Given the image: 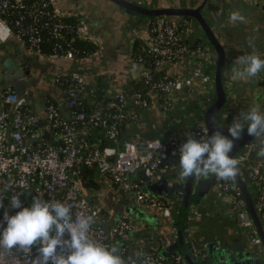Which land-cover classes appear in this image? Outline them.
<instances>
[{
	"label": "built area",
	"instance_id": "1",
	"mask_svg": "<svg viewBox=\"0 0 264 264\" xmlns=\"http://www.w3.org/2000/svg\"><path fill=\"white\" fill-rule=\"evenodd\" d=\"M191 32L190 21L184 18L170 20L158 18L148 22L143 50L144 56H135L143 69L141 77L146 90H121L115 97L93 100L90 110L85 109L88 98L98 96L95 86L87 83L78 70L89 68L91 60L98 54V41L89 35L81 14L61 10L53 0H0V43L13 37L21 41L25 50L37 57L70 62L64 73L47 75L46 84L60 89L68 108L65 118L57 99L47 92L44 97L45 122L49 139L38 135V117L33 114L34 99L25 95L16 100L10 87L0 94V188L11 184L12 192L0 193L4 197L15 192L23 206H30L33 196L45 201H59L71 207L73 220L81 216H92L90 238L98 244L111 247L117 241L127 238L135 230L131 218L123 217L115 227L104 232L95 226L107 219L105 209L95 205L83 188V167L95 168L98 178L108 180L116 190L134 195L138 206H149L163 210L170 215L167 204L146 193L139 180V172L153 182L161 176L173 177L176 165L170 158L179 160V147L187 136H167L145 139L139 144L135 138H125L122 125H139L140 116L133 107L149 108L151 96L157 98L158 110L165 117L175 107L176 98L168 96L184 85L181 76L154 77V71L167 66H177L182 60L194 61L201 47L192 46L187 40ZM75 41L89 42L97 51L86 58L78 56ZM202 71L199 66L195 75ZM2 74V73H1ZM0 74V77H1ZM206 80V79H203ZM132 107V109H130ZM205 126L195 118L189 132L193 138L204 137ZM99 135L97 138L95 135ZM253 137L235 155L243 180L253 185L251 190L254 210L264 228V163H253L252 155L259 150ZM176 155H173V153ZM219 198L229 199L231 212L238 220V226L248 232L247 243L251 247L262 245V240L248 211L240 189L232 180L215 177ZM8 208L9 200L3 201ZM19 209H9L15 214ZM4 209H0V221ZM119 254L128 260L127 247H120ZM35 247L31 251L18 248L0 249V264H34ZM136 264H182L179 256L166 259L149 252L131 257Z\"/></svg>",
	"mask_w": 264,
	"mask_h": 264
},
{
	"label": "crops",
	"instance_id": "2",
	"mask_svg": "<svg viewBox=\"0 0 264 264\" xmlns=\"http://www.w3.org/2000/svg\"><path fill=\"white\" fill-rule=\"evenodd\" d=\"M57 1L59 3V6H57L61 10H71L72 12L81 14L83 23L84 25L86 24L85 27L97 38L99 45L98 52L100 53L98 55L100 56L99 61H97L98 63L96 64L98 65L97 71L99 72L102 70V73L108 72L116 64L119 67L118 74L116 73L117 75L111 72L109 75H107V73L103 75L106 76L108 80V89L106 93L112 89L140 90L131 74L132 72L136 76L139 73L140 78H142V70L140 67H132V64L139 63L133 56V43L134 41H139L142 44L145 43L147 25L151 20L133 16H128L127 20L126 15H124L125 12L119 10V8L105 0ZM200 1L201 0H139L137 2L146 7L152 6V8H156L157 6L166 7L172 5V3L176 4L178 7H188L190 5L194 6ZM211 1L214 5L211 23L217 30L216 34L222 45L230 53V60H228L229 67L224 76L227 77V81H232L235 87V92L233 94L234 103L230 105L227 111H224V114H227L226 125L228 126L232 124L235 117L240 115L241 111L247 112L255 105H259L260 111L264 112V71L260 72L257 77L251 79L234 81L231 78L232 69L236 67L234 62L237 57L255 52L264 59V0ZM234 11H239L246 18L244 23H234L230 21L229 16ZM192 29L194 30V26L191 28L187 41L192 46L200 47L192 35ZM249 41H252L253 47L249 46ZM203 55L204 53L200 52L193 62L190 60H182L177 66L165 67L170 77L181 76L184 78L183 87L185 86V90L181 96L175 97V107L172 112H170V114H175V118L170 121L166 127L162 126L163 130H161L159 128L161 121L164 120L166 116L163 117L160 115L157 98L149 95L151 97L149 108L133 107V110L137 111L140 116V124L137 126L122 125L125 138L131 139L133 137L137 139L139 144H142V141L145 139L156 137L165 139L170 135L186 136L192 122L197 118L196 111L194 110L196 93H194V90L189 85H186L188 82L186 79L189 78L191 80L198 67L203 64L205 60ZM65 67L59 66L61 71H57L56 74L64 73L63 71L68 70ZM93 67L94 65L91 63L87 69L90 70V68L93 69ZM210 70L209 68V71ZM101 74L98 76L100 77ZM130 109H132V107H130ZM245 128H247V126H245ZM97 137H99V135L96 134L93 138ZM257 152L258 151H255L253 153L254 157L252 158V162L264 163V158L258 157ZM178 172V166L176 165L173 177L161 176L156 181L161 180L163 177H167L169 187L172 184L184 186L186 179L182 178ZM211 178L212 177H195L196 182H201L198 205L196 204L197 206L194 209H190L191 211L185 222L184 236H186V239L187 236L188 239L192 237V246L200 250L202 249L201 245L205 247V244H213L215 249H224L231 254H238L245 261L252 260L253 264H264V257L260 258L259 250L248 245V232L246 229L239 228L238 220L231 212L229 199L218 197L216 184L214 185ZM105 181L108 182V180ZM141 184L144 189L145 185L142 181ZM112 189L113 192L119 191L114 187H112ZM100 190H102V187L99 188L98 192H100ZM98 192L94 198H90L95 205L103 206V202L97 196ZM170 195L172 196L174 193H170ZM170 195L168 198L161 197L159 200L170 207L171 216L175 220L176 213L174 210H176L179 205V200L172 198ZM121 199H128L127 192H124V196L121 197ZM192 206L194 205L192 204ZM148 211L150 212L151 210L148 209ZM109 217L107 213L106 220H108ZM168 223L171 222L166 219L164 224L168 225ZM141 229V225H136L135 230L129 232L125 240L117 241L115 245L118 248L127 247L129 257H138L140 254H144L142 252L144 248H148L147 253L154 252L160 256H165L161 251L169 246V242L165 239L163 232L159 234L156 242L152 245L153 242H147V244L141 238V240L137 239L136 234L139 233ZM167 232L173 235L175 234L173 230H168ZM132 234L135 236L134 241H131L130 236H132ZM154 245L156 246L154 247ZM171 258L172 256L166 257V259Z\"/></svg>",
	"mask_w": 264,
	"mask_h": 264
},
{
	"label": "water",
	"instance_id": "3",
	"mask_svg": "<svg viewBox=\"0 0 264 264\" xmlns=\"http://www.w3.org/2000/svg\"><path fill=\"white\" fill-rule=\"evenodd\" d=\"M105 1L125 12L124 15H126L127 20L128 16L140 17L148 20L158 18H166L170 20L186 18L191 20L194 26L192 35L200 45L201 52L204 53L203 57L205 59L200 66L202 69L200 74L192 76L191 80L189 78L186 79V81L189 82H187L186 85H189L194 90V93H196L194 110L196 111L197 117L202 120L205 128L208 129V136L219 131L222 135L231 139L227 129L228 126L226 125L227 114H224V111H227L230 105L234 103L233 94L235 92V87L233 82L227 81V77L224 76L229 67L228 60H230V53L222 45L217 37V30L211 23V16L214 13V5L212 4V1L201 0L196 5L193 4L194 6L190 5L188 7H178L176 4L172 3V5L166 7L157 6L156 8L138 4L137 1L139 0ZM86 29L90 36L96 38L88 31V28ZM1 44L3 48L0 50V68H2L4 72L0 77V94L5 88L10 87L14 90L17 101L21 100L25 95L33 98V114L38 117V135L45 137L48 140L49 134L47 132L45 112L43 108L44 97L40 93L44 90L47 94L57 99L65 118H68V108L63 99L59 98L62 92L60 89L50 88L48 84L42 82V79H36L39 74V69H42L40 67L41 61H39L38 58H43L28 53L23 47L21 41L13 37ZM99 54L100 53L98 52L97 56L91 60V63L99 61ZM35 57L37 59H35ZM57 64L63 68L66 66V69H70L72 66L70 62L63 61H59ZM136 66L140 67L141 70L143 69L142 65L139 63L132 64L133 68ZM209 68L211 69L210 71ZM78 71L83 75L87 74V69L85 68L79 69ZM33 72L36 74H33ZM104 73H107V71ZM131 74L139 89L145 91L146 85L144 84V80L140 78L139 73L136 76L132 72ZM34 75L36 76L34 77ZM33 78H35L36 83H39L38 86L33 85ZM184 87L179 91L170 94L168 97L174 99L176 96H181L185 90ZM120 91L121 90L116 89L110 90L106 93V99L115 97ZM174 118V113L167 114L166 118L161 121L159 128L163 130L162 126L166 127ZM213 118H215V124L213 123ZM252 138L253 136L249 135L247 133V128H245L242 132L241 139L234 141V148L229 154L230 157L234 158L243 145ZM253 157L254 155H252V158ZM168 161L176 164L179 170V160L170 158ZM139 176L140 180L145 185L144 191L157 199H160L161 197L168 198L170 193H174V195L170 196L179 200V205L176 210H174L176 213L175 220L171 216V212L169 216H165L163 210L158 211V208H153L149 212L147 209L138 206L132 193H127L128 199H121V197L124 196L123 190L113 192L112 186L109 182L105 181L103 178H98V185L102 187V190L97 194L103 202V206L101 205L100 207L105 209L110 217L105 222L96 223V227L101 228L104 232H108L109 228L115 227L120 219L128 217L132 219L135 226H142L141 231L136 235L137 239H142L145 243L153 242V245L159 234L163 232L165 239L169 242V246L162 249L161 253L166 257L180 256L183 264H253L252 260L245 261L238 254H231L224 249H215L213 244H205V247L201 245V250L195 248L192 246L193 238L190 237L188 239L187 236L186 239V236H184L185 222L191 211L190 209H194L198 205L201 182H196L195 176L186 179L184 186L172 184L170 187L168 186L167 177H163L159 181L151 182L145 177L143 171L139 172ZM211 180L215 185V177H212ZM232 181L242 193L248 211V219L253 222L257 229L264 250V229L255 213L250 192L254 189V186L248 185L246 181L243 180L240 171ZM192 204L194 206H192ZM164 219L169 220L171 223H168V225L164 224ZM168 230L175 231V234L168 233ZM130 237L131 241L135 240L134 234ZM155 246L156 245H154V247ZM142 252L146 254L148 248L142 249Z\"/></svg>",
	"mask_w": 264,
	"mask_h": 264
},
{
	"label": "clouds",
	"instance_id": "4",
	"mask_svg": "<svg viewBox=\"0 0 264 264\" xmlns=\"http://www.w3.org/2000/svg\"><path fill=\"white\" fill-rule=\"evenodd\" d=\"M229 19L244 23L246 18L234 11ZM249 46L253 47L252 41ZM234 63L236 67L231 77L234 81L251 79L264 71V59L255 52L237 57ZM245 126L259 145L258 157L264 158V112L255 105L247 112L241 111L228 125L231 139L219 131L208 136L207 128L203 129L204 137L200 140L194 139L191 132L186 133L187 140L179 147V175L185 179L195 176L234 180L239 172V161L229 154L234 141L241 139ZM9 191L12 192L11 184L0 188V193ZM22 194L0 195V209H4L0 221V249L31 251L35 247L34 264H136L131 257L125 260L116 245L108 247L90 238L92 216H81L74 221L69 205L45 201L39 196H33L30 206L25 207L20 199ZM5 198L9 200L8 208L3 203ZM9 209L19 210L10 214Z\"/></svg>",
	"mask_w": 264,
	"mask_h": 264
},
{
	"label": "trees",
	"instance_id": "5",
	"mask_svg": "<svg viewBox=\"0 0 264 264\" xmlns=\"http://www.w3.org/2000/svg\"><path fill=\"white\" fill-rule=\"evenodd\" d=\"M74 46L77 48V50H79L80 54H78V56L80 58H86L87 56L97 51L96 46H94V44L89 43V42L75 41ZM142 47H143L142 43H140L139 41H134L133 43V56L134 57L135 56L138 57L140 55L144 56V54H146ZM153 74L155 78L169 76L168 70H166V68L159 70V71L155 70ZM107 84H108V80L106 76H101L97 78L96 89H97L98 96L96 97V99L88 98L86 100L85 109L87 111H89L91 107L90 101L101 100V99L106 100V92L108 89ZM81 174L83 177V188L86 190L89 197L94 198L100 188L98 185V175L96 173V169L93 167L92 168L83 167L81 169Z\"/></svg>",
	"mask_w": 264,
	"mask_h": 264
},
{
	"label": "rangeland",
	"instance_id": "6",
	"mask_svg": "<svg viewBox=\"0 0 264 264\" xmlns=\"http://www.w3.org/2000/svg\"><path fill=\"white\" fill-rule=\"evenodd\" d=\"M55 2V4L56 5H59V3H58V1L57 0H55L54 1ZM3 47H2V44L0 43V50L2 49ZM35 59H37L36 57H35ZM38 60L39 61H41V63H40V67L42 68L41 69V79H42V82L44 83V84H46L44 81H46V78H47V75H50V74H56L57 73V71H61L60 70V68H59V66H58V64H57V61H51V60H46V59H39L38 58ZM98 62H94V63H92L93 65H94V67H93V69H91L90 68V70L89 69H87V74L86 75H84L85 77H86V80H87V83L90 85V86H95L96 84H97V78L99 77L98 75L99 74H101L103 71L101 70V71H97V66L98 65H96ZM118 66H117V64L116 65H114V67L111 69V70H109L108 72H107V75H109L110 74V72L112 73V74H116L117 72H118ZM66 71H68V70H66ZM63 72H65V71H63ZM86 72V71H85ZM118 74V73H117ZM116 74V75H117ZM103 75H105V73H102L101 75H100V77L101 76H103ZM117 80V79H116ZM33 81H35V79L33 80ZM33 84H34V82H33ZM140 207H142V208H144V209H150V210H152L153 208H150L149 206H140ZM158 211H161V209H157ZM254 248H256V249H258L259 250V255H260V258H262V257H264V250H263V247H262V245H260V246H255Z\"/></svg>",
	"mask_w": 264,
	"mask_h": 264
},
{
	"label": "flooded vegetation",
	"instance_id": "7",
	"mask_svg": "<svg viewBox=\"0 0 264 264\" xmlns=\"http://www.w3.org/2000/svg\"><path fill=\"white\" fill-rule=\"evenodd\" d=\"M184 19H186V18H184ZM187 20H189V19H187ZM190 21V24H191V28H193V24H192V22H191V20H189ZM193 30V29H192ZM34 71V70H33ZM4 71H3V69L2 68H0V74L1 73H3ZM39 74H38V77L36 78L37 80L39 79H41V69H39V72H38ZM33 74H36V73H34L33 72ZM33 74H32V77H33ZM36 75H34V77H35ZM31 77V78H32ZM33 79H35V78H33ZM34 82V84L33 85H35V86H38L39 85V83H36L35 81H32V83Z\"/></svg>",
	"mask_w": 264,
	"mask_h": 264
}]
</instances>
